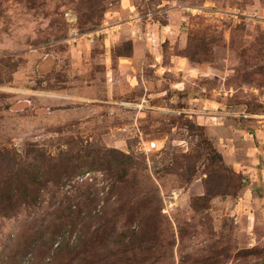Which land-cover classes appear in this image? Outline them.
Returning <instances> with one entry per match:
<instances>
[{"label": "rangeland", "instance_id": "1", "mask_svg": "<svg viewBox=\"0 0 264 264\" xmlns=\"http://www.w3.org/2000/svg\"><path fill=\"white\" fill-rule=\"evenodd\" d=\"M89 3L0 0V149L133 155L149 176L136 199L162 208L147 264H264V0H106L93 12ZM152 141L164 147L146 151ZM84 182L102 196L111 187L90 171L52 203ZM209 186L224 193L194 205ZM118 198L83 207L107 206L92 226ZM47 203L0 220V264ZM41 259L18 264L50 261Z\"/></svg>", "mask_w": 264, "mask_h": 264}, {"label": "trees", "instance_id": "2", "mask_svg": "<svg viewBox=\"0 0 264 264\" xmlns=\"http://www.w3.org/2000/svg\"><path fill=\"white\" fill-rule=\"evenodd\" d=\"M105 1L91 0L85 6L91 12L102 11ZM128 49L127 54L118 56H130L131 43ZM0 165V220L12 218L24 208H40L47 197L50 201L48 209L31 225H25L6 247L2 253L4 261L18 264L25 255L41 253L42 261L50 260L47 264L62 261H69L68 264H147L159 249L158 244L163 239L158 232L163 222L162 208L145 195L136 199L135 191L143 178L149 179V176L143 175L146 172L143 161L133 155L108 148H88L84 153L68 152L58 156L39 149L29 148L24 155L0 149ZM90 171H104L110 178L111 187L106 196L101 195L105 188L92 189V185L84 182L74 186L72 193H64L57 204L52 203L51 198H56L57 191ZM214 193L224 191H214L209 186L206 195L193 204L197 205L198 200L205 203L208 196L216 195ZM115 194L119 198L113 202L116 209L112 217L100 218L101 222L96 221V226H92L90 221L106 214L104 205L110 203ZM101 201L105 204L95 210V214L83 211V207L89 205L96 208ZM158 201L161 203L160 199ZM203 203L199 206L205 208L207 205ZM120 218L122 225L118 228L114 223ZM107 251H112L109 256H106Z\"/></svg>", "mask_w": 264, "mask_h": 264}, {"label": "built area", "instance_id": "3", "mask_svg": "<svg viewBox=\"0 0 264 264\" xmlns=\"http://www.w3.org/2000/svg\"><path fill=\"white\" fill-rule=\"evenodd\" d=\"M262 126L264 128V120H262ZM164 147V144L160 143V141H152L146 144V151L157 150L160 151Z\"/></svg>", "mask_w": 264, "mask_h": 264}]
</instances>
